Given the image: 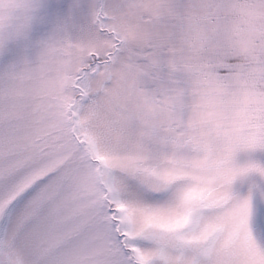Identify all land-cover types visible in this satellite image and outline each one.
<instances>
[{"label":"snow or ice","instance_id":"obj_1","mask_svg":"<svg viewBox=\"0 0 264 264\" xmlns=\"http://www.w3.org/2000/svg\"><path fill=\"white\" fill-rule=\"evenodd\" d=\"M0 264H264V0H0Z\"/></svg>","mask_w":264,"mask_h":264}]
</instances>
